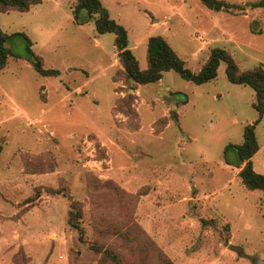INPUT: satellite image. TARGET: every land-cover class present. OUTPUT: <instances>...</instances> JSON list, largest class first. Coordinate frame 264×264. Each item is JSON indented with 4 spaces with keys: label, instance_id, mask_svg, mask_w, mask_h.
<instances>
[{
    "label": "rangeland",
    "instance_id": "obj_1",
    "mask_svg": "<svg viewBox=\"0 0 264 264\" xmlns=\"http://www.w3.org/2000/svg\"><path fill=\"white\" fill-rule=\"evenodd\" d=\"M77 1L0 9L1 27L15 33L7 46L26 55V33L45 67L61 71L44 76L13 58L0 69V264H98L93 243L125 264H162L161 252L173 264H264V192L244 184L235 149L224 158L259 117L255 90L231 82L225 62L201 84L175 70L129 82L116 35L78 24ZM226 1L240 6L102 0L142 68L152 35L194 71L215 46L241 70L264 64V7ZM256 133L252 161L264 174V116Z\"/></svg>",
    "mask_w": 264,
    "mask_h": 264
},
{
    "label": "trees",
    "instance_id": "obj_2",
    "mask_svg": "<svg viewBox=\"0 0 264 264\" xmlns=\"http://www.w3.org/2000/svg\"><path fill=\"white\" fill-rule=\"evenodd\" d=\"M44 0H0V9L2 11L20 10L28 11L33 6ZM208 7L217 11H232L240 5L226 0H202ZM254 6L264 7V0L255 1ZM73 17L78 24H84L89 21L95 22L96 31L99 34L113 32L115 36V45L118 49L119 60L122 64L121 72L126 79L134 84L156 83L163 78L165 71L175 70L183 78L194 83H205L217 78L218 69L222 62L226 63V73L228 79L236 84L249 85L255 90V101L253 106L259 111V117L255 123L248 124L244 129V139L241 143H229L225 147L224 158L227 162L228 152L235 149L238 154V165L244 164L239 172L244 184L249 189H261L264 192V174L258 172L253 165L252 157L258 152L260 144L256 133V125L261 122L264 116V64H260L253 69L241 70L237 60L226 49L215 46L211 49L210 56L199 71L192 70L186 65V61L180 56L172 45L161 35H152L147 44V67L140 66L139 59L130 47L129 31L127 27L118 22L111 16L109 9L103 4L102 0H78L73 7ZM15 33L10 34L0 25V69L4 68L9 59H26L32 67L41 75L58 76L60 69L45 67L43 57L36 53L33 48V42L26 33H20L27 41V54L21 55L7 46ZM186 101V99H184ZM75 204L73 206L75 208ZM70 222L73 226L79 228V214L72 211ZM207 222L205 219H202ZM93 249L99 253L98 264H125L122 255L115 248L107 247L93 243ZM162 264H173L172 261L161 252Z\"/></svg>",
    "mask_w": 264,
    "mask_h": 264
},
{
    "label": "water",
    "instance_id": "obj_3",
    "mask_svg": "<svg viewBox=\"0 0 264 264\" xmlns=\"http://www.w3.org/2000/svg\"><path fill=\"white\" fill-rule=\"evenodd\" d=\"M229 247H231V248H233V249H235V250H237V251H239V252L242 250L241 247H239V246H235V245H233V244H230Z\"/></svg>",
    "mask_w": 264,
    "mask_h": 264
}]
</instances>
